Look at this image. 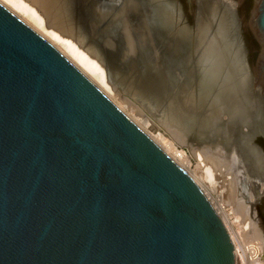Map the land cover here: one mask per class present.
<instances>
[{"label":"water","instance_id":"water-1","mask_svg":"<svg viewBox=\"0 0 264 264\" xmlns=\"http://www.w3.org/2000/svg\"><path fill=\"white\" fill-rule=\"evenodd\" d=\"M0 264H234L193 180L2 5Z\"/></svg>","mask_w":264,"mask_h":264},{"label":"bare ground","instance_id":"bare-ground-1","mask_svg":"<svg viewBox=\"0 0 264 264\" xmlns=\"http://www.w3.org/2000/svg\"><path fill=\"white\" fill-rule=\"evenodd\" d=\"M179 2L0 0V5L56 49L193 180L208 200L230 240L234 264H264L259 245L253 247L252 252L249 251V256L246 255L248 258L242 260L238 256L239 250L237 251L234 244L238 235L234 229L239 225L236 224L235 216L219 203L218 210L223 214L222 219L202 187L179 165L178 161L183 154L172 143H169L171 147L168 151L162 144L166 140L163 135L149 134L146 130L147 121L141 120L146 127L141 126L140 120L124 111V107L118 102V90L123 87L142 102L144 109L163 117L172 139L178 137L183 141L193 140L196 145H217V141L223 136L222 142L225 146H221L227 152L235 149L245 165L248 174L244 176L243 183L254 179L260 182L258 191L262 194L259 196L262 207L263 99L256 92V87L260 85L258 80L255 79L257 85L253 88L248 83L250 78L247 55L245 57L244 43L236 19L240 3H235L236 0H200L198 6L202 14L191 15ZM249 2L248 9L254 6L255 10L259 0ZM221 8L223 11L219 12ZM254 10L247 23L250 26L249 32L254 33L256 38L251 24ZM208 18L212 19L211 22H208ZM190 23L191 26L188 25ZM260 48L256 44L254 50L258 51ZM256 66L259 70V65ZM254 71L253 69L251 72L253 76ZM260 75L264 78L261 72ZM261 85L263 88L264 85ZM237 133L240 134L239 139L242 142L238 147H233V141L226 139H233ZM205 150L206 153L209 151L206 148ZM214 150L212 151L215 154ZM191 152L188 154L195 156L199 166H203L201 159L206 153ZM215 163L220 165L221 162L217 160ZM231 163L233 166V159ZM203 172L207 176V184H211L213 173L210 166H203ZM228 174L232 175L231 183H236L234 179H238V174ZM233 174L236 175L234 179ZM228 178L229 176L225 177ZM252 184L256 186L255 182ZM254 198L257 199L258 195ZM226 225L233 230L232 235ZM247 227L248 223L245 222L244 230ZM255 230L261 232L262 225L258 229L251 228L249 233L255 234ZM241 249L243 253L245 247Z\"/></svg>","mask_w":264,"mask_h":264},{"label":"rangeland","instance_id":"rangeland-1","mask_svg":"<svg viewBox=\"0 0 264 264\" xmlns=\"http://www.w3.org/2000/svg\"><path fill=\"white\" fill-rule=\"evenodd\" d=\"M179 1H180L179 2L180 4H183L188 9V12L191 15L192 14H197V15L202 14V13H200L201 9L198 6V1H200V0H179ZM228 1L235 2V0H228ZM248 1L249 0H236L235 3H240V5H242V4L244 5L246 3L245 6L243 7V9L241 7V10L236 11L237 12L236 13V19H237V24L239 25L238 29H239V32L241 34V37H242V39L244 38L243 40L248 44V48L246 50L247 62H248V72H249V78H250V82H248V83H250L249 86L251 88H253V86L257 85V81H255V79L258 80V83L260 85H258L256 87V89L258 90L256 92L258 94H260V96L263 99L262 100L263 101L262 102V105H263L262 112H264V87L262 88V85H261V84L264 85V78L260 75V72L264 75V35L261 32V30L258 28V24H257V16H258V10L260 7L261 0H259L257 5L255 6V10L253 9L254 6H250L248 9L249 3H250V2L247 3ZM240 5H239V7H240ZM253 10H254V12L251 15V17H252L251 18V24L253 25L255 32H256V38H255L256 44L261 47L260 49H258V51L253 50V48L251 47V44H250V43H252V41L250 40L248 34H246V32L250 29V26L247 23L249 21L245 22V18L241 17V16L247 17V15H250ZM221 11H223L222 8L219 9V12H221ZM211 20H212L211 18H208V22H211ZM188 25L191 26V23ZM253 34L254 33H252V36L254 37ZM245 57H246V55H245ZM257 64L259 65L260 72L256 68ZM253 69L255 70L254 76L251 73L253 71ZM123 90H125V91H123ZM118 94L120 95L119 99H118V97H116V98L120 101H118V100L117 101L119 103H121L120 105L122 107H124L123 108L124 111H126L128 114L131 113L130 115L131 116L133 115V117H135L134 119L140 120L139 122H141V120L147 121V127L144 124H142L143 122H141L140 125L141 126L144 125L149 134L156 136V134L160 133V135H163V137L166 140L165 141L163 140L164 142H162V144L165 146V148L168 151L170 150V147H171V145L169 143H172L174 145V147L183 154L182 157L180 158L181 160L178 161L179 165L182 166V168H184L194 178V180L202 187V189L205 191V193L208 195V197L215 204L217 210L219 209L218 205L220 203V204H223V207L225 210H227L229 213H232V215L235 216L234 218H236V224L240 226V228H238L239 227L238 226L237 228L235 227L236 229H234L236 231V235H238L237 240L235 239L236 241H234L235 242L234 244L238 248L237 251L239 250L238 256L241 257L242 260L245 257L248 258L247 256H249V254L253 251L252 250V249H254L253 247L259 245L261 248L260 249L261 254L264 257V249H263L264 248L263 247L264 246V216L262 214V213H264V210H263L264 202H263V205H261L262 207H260V197L262 196V194L260 193V190L258 191V189H260V188H258L260 182H258L257 180L254 179V181L243 183L244 176H247L248 173H247V170L245 168V165L242 163L243 162L242 158L240 159V157L236 153L235 149L233 151L227 152L221 146L222 144L224 145V142H222L224 140L223 136L221 137L220 141H217V145H208L206 143L205 144L201 143V144L196 145L197 143L194 142L193 140L188 142V141H183L181 138L178 139V137H175L174 139H172V137L170 135L171 132H169L170 130L165 126L166 121L163 119L162 116H160L159 114H157L154 111L148 110L147 108L144 109V107H142V105H143L142 102L135 99L134 96L131 95V93L123 87L118 90ZM121 99H123V100H121ZM166 128L168 129V131ZM182 132H180L181 135L183 134ZM239 137H240V134L237 133L233 137V139L229 138V139H226V141L231 140V141H233V147H236V146L238 147V144L240 142H242V141H240ZM167 139H169V141ZM234 139H235V141H234ZM194 148L195 149L198 148V149L195 150ZM205 148L207 150H209V151H207V153H206ZM214 149H216V151ZM199 150L200 151L202 150V151L200 152ZM212 150L215 151V154L213 153ZM218 150H220L221 153ZM191 151L193 153H195L197 151L200 153H202V152L206 153V156H203V158L201 159L202 160L201 162H203V166L208 165L211 168V172L213 173V182H211V184H207V180H205V178L207 176H205V172H203V166H199V162H197V158H195V156H190L188 154V152H191ZM231 152L233 155L231 154ZM211 153H212V155H211ZM220 155H221V157H220ZM230 157H232V159H233V166L235 164H237V166L235 165L236 167L232 166V163H231L232 159ZM222 158H224V159H222ZM236 159H238V160H236ZM217 160L219 162H221L220 165L219 164L216 165L215 162ZM213 163H215V165ZM236 170L239 172H237ZM230 172L231 173L234 172L236 175L238 174L237 176L233 174L234 175L233 179L235 176L238 178V179H236V178L234 179V182H236L234 184L231 183L232 175L228 174ZM240 172L243 174L241 175ZM224 173H226V174H224ZM227 176H229V178L225 179V177H227ZM261 180L264 181V177H262ZM252 182H255L256 186L253 185ZM244 187H245V189H244ZM245 190H247L249 192V194L246 193ZM257 195H258V198L255 199L254 196H257ZM263 195H264V193H263ZM217 196H220V197L218 198ZM248 198H250V199H248ZM262 199H264V196L262 197ZM218 211H219V213L223 219L222 212L220 210H218ZM245 222L248 223V227L246 228V230H244ZM260 224L262 225L263 230L261 232H258L257 230H255V234L251 233L252 234L251 235L249 233L250 229L253 227L258 229ZM226 227H227L229 233L232 235L233 230L230 229V227L227 225H226ZM243 246L245 247L244 250L245 251L247 250V251L246 252L244 251L243 253H241L242 249L240 250V248H242ZM249 251H251V252H249ZM242 254L245 256H242Z\"/></svg>","mask_w":264,"mask_h":264},{"label":"flooded vegetation","instance_id":"flooded-vegetation-1","mask_svg":"<svg viewBox=\"0 0 264 264\" xmlns=\"http://www.w3.org/2000/svg\"><path fill=\"white\" fill-rule=\"evenodd\" d=\"M250 1V0H249ZM249 1L247 2V3H249ZM242 4V3H241ZM246 4V3H245ZM245 4L243 5H240V10H241V7H242V9H243V7L245 6ZM243 11V10H242ZM241 17H243V18H245V22L247 21V18L249 17V15H247V17H245V16H241ZM239 26V25H238ZM250 31V29L246 32V34H248V36H249V38H250V40L252 41V43H250L251 44V47L253 48V50H254V48H255V38L252 36V34L249 32ZM241 39H242V37H241ZM244 39V38H243ZM242 39V41H243V43H244V49H245V55H247L246 54V50H247V48H248V44L244 41ZM263 214V216H264V213H262Z\"/></svg>","mask_w":264,"mask_h":264}]
</instances>
